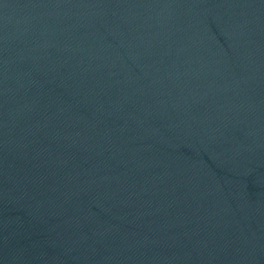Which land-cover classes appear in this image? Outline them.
Returning <instances> with one entry per match:
<instances>
[{"label":"water","instance_id":"1","mask_svg":"<svg viewBox=\"0 0 264 264\" xmlns=\"http://www.w3.org/2000/svg\"><path fill=\"white\" fill-rule=\"evenodd\" d=\"M0 264H264V0H0Z\"/></svg>","mask_w":264,"mask_h":264}]
</instances>
